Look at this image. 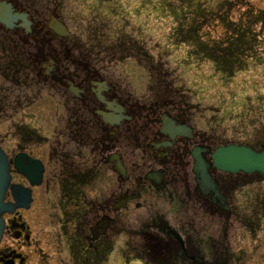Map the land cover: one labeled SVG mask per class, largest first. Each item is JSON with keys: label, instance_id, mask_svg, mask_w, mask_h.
<instances>
[{"label": "rangeland", "instance_id": "rangeland-1", "mask_svg": "<svg viewBox=\"0 0 264 264\" xmlns=\"http://www.w3.org/2000/svg\"><path fill=\"white\" fill-rule=\"evenodd\" d=\"M34 1L46 21L56 14L67 25L70 36L57 37L59 44L90 60L88 63L130 93L135 102L147 107L152 103L159 112L179 108L190 114L196 132L213 134V147L235 143L256 148L264 140V0ZM239 27L248 41L245 45L239 41L240 34L235 35L241 32ZM231 38H237L232 45ZM222 57L228 58L223 60L233 65L232 70L230 66L217 70L212 58L220 61ZM71 64L64 57V65L72 72L83 71ZM23 75V107L12 119L0 117V142L11 155L26 146V151L41 158L46 181L35 190V199L23 213L33 242L21 252L26 264H71L68 252L54 243L55 221L65 219L68 209L62 180L68 174L64 170L70 173V169L63 167L64 175H55L50 183L47 178L54 168L48 159L55 141L59 139L62 146L68 140L61 133L69 131L68 117L75 102L58 83H43L41 77L27 79L24 71ZM3 82L0 74V85ZM18 125L36 132L34 137L21 141L15 133ZM96 131L92 128V139L81 149V156L67 162L84 175L79 194L87 205V226L100 216L102 195L112 200L125 189L100 157ZM124 142L118 151L126 155L128 163L140 167L139 171H146L151 162L148 151ZM74 148L68 147L70 152L79 151ZM216 176L226 186L230 214L203 206L181 182L173 190L167 182L159 190L140 187L143 196L114 215L118 241L113 248H102L103 259L98 264H155L149 258L148 244L149 237L162 241L152 226L161 222L173 229L212 230L215 246L207 248L204 264H212L213 259L219 264H264V180L224 173ZM53 214L55 219H51Z\"/></svg>", "mask_w": 264, "mask_h": 264}, {"label": "flooded vegetation", "instance_id": "flooded-vegetation-1", "mask_svg": "<svg viewBox=\"0 0 264 264\" xmlns=\"http://www.w3.org/2000/svg\"><path fill=\"white\" fill-rule=\"evenodd\" d=\"M1 11H4L11 20L8 24L0 21V74L4 80L0 85V117L12 119V117L18 116V112L22 109L25 98L21 91L22 79L24 78L23 71L26 73L27 79L38 81L41 77L43 83L44 81L52 85L58 83L72 95L71 100L75 102V106L71 109L68 117L69 131L61 133V135L65 133L64 137H67L68 140L62 146L59 139L58 142L55 141L56 147H53V152L50 153L48 159L49 164L52 163L54 168L50 171L52 176L47 178L50 183L55 175L59 178L60 175H64V171L68 173L65 175L67 177L62 180L63 196L68 203V209L63 214L65 219L55 221L57 227L54 228V243L57 248H62L68 252L71 264H88L89 260L91 264H98L103 259L102 248H113L119 236V230L113 226L114 215L143 196L140 187L159 190L167 182L169 189L173 190L181 182L188 194L192 193L204 202L203 206L219 213L230 214L228 196L221 189L224 185L216 176L217 173L222 172L217 171L214 167L209 169L211 175L218 180L220 190L226 198L229 208L227 212L217 207L209 195L205 196L200 193L196 188L192 171L193 148L205 146L211 151L214 150L216 147H213L215 144L213 134L196 132L190 124L191 115L181 109L179 110V108H172L169 111L160 110L159 112L153 109L152 103H149V107H147L145 103L135 102L130 93H126L120 87L112 84L102 75L101 69H96L88 63L90 60H87L86 57L75 56L71 53L70 46L62 47L59 44L57 38L59 36L48 27L52 16L57 17V19L59 17L56 14H51L46 21L45 17L39 13L34 0H0ZM24 15L26 18L23 17ZM25 23L29 25L25 27ZM64 57L70 60L75 69L81 68L83 71L74 70L72 72L68 66L64 65ZM24 60L25 63H23ZM49 68H51L50 73L45 74ZM73 74H75L74 77ZM69 77L76 81L69 79ZM68 80L79 88L78 96L63 86V83ZM100 112L113 113L115 116L120 114L122 118L118 123L110 124L103 121ZM30 116L33 118L32 114ZM164 116L172 119L176 126L188 127L190 132L183 135L177 134L171 138L163 130ZM72 121L74 122L73 125H71ZM92 128L94 131L97 128L96 136L101 142L100 157L106 165L110 166L111 171L116 174L125 189L112 200L104 198L105 196L102 195L98 200L99 207L97 206L100 216L87 226V205L84 197L79 194L81 193L79 192L80 185L84 183V175H81L79 171H74V165L68 166L67 162L81 156V149L92 139ZM15 133L17 137L23 139L21 141H26L36 132L18 125ZM119 136H121L120 140ZM121 141L122 144H126L124 142L126 141L129 146H134L133 149L138 147L143 149L144 153L148 151L149 158H147L151 162L146 171H139L140 167L126 161V155L122 151H118ZM70 145H74V150L79 151L70 152L68 149ZM258 145L260 146L255 148L257 150L264 146V140ZM25 147H21L22 149L17 150L14 155H11L9 150H3L8 155L12 183L30 187L27 179L13 168V158L16 154L25 153L42 162L44 167L42 182L38 186L30 187L33 202L35 190L46 181V167L41 158L33 156L28 150L26 151ZM113 154L120 156L119 158L125 168L124 177L115 170ZM204 157L206 161H211L210 154H205ZM63 167H68L70 173L67 169L62 171ZM152 173H159L158 175L162 176L160 183L155 184L153 179L146 178L148 174L151 175ZM224 174L239 176L242 179L248 175H255L257 179L264 180L259 174ZM47 188L49 189V185ZM130 196L133 197L126 199ZM6 199L11 201L8 191ZM120 201H124V204L119 205ZM53 207L57 208L58 204L54 203ZM136 207L140 208V203L136 202ZM28 209H17L14 212L4 214L5 229L0 241V264H26V255L21 250L24 246H31L33 242L30 226L23 217L24 211ZM53 217L51 219H55ZM104 217L109 219L106 232L93 239L91 228ZM152 226L162 235V241L158 237H149L148 255L152 256L149 258L155 264H175L174 262L177 264H185V262L204 264L207 248L213 249L215 246L212 230L205 232V229H173L162 222L159 225L153 223ZM96 246H100V248ZM94 247L97 249L95 250ZM208 257L211 258V255L208 254ZM213 260L212 264H219L215 259ZM223 264H227V261Z\"/></svg>", "mask_w": 264, "mask_h": 264}, {"label": "water", "instance_id": "water-1", "mask_svg": "<svg viewBox=\"0 0 264 264\" xmlns=\"http://www.w3.org/2000/svg\"><path fill=\"white\" fill-rule=\"evenodd\" d=\"M23 17L26 18V15ZM10 20V17L6 16L4 11L0 12V21L8 24ZM28 25L25 23V27ZM48 27L54 34L61 38H66L70 35L68 27L55 16L51 17ZM50 70L51 68L47 69L45 74L50 73ZM63 86L74 95L78 96L79 88L74 86L72 81L68 80L64 82ZM100 114L103 117V121L110 124L118 123L122 118L120 114L117 116L113 113L106 114L100 112ZM163 130L165 133H168L171 138L177 134L183 135L190 132L188 127L184 125L176 126L175 122L166 116H164L163 119ZM205 154H210L211 161H206L204 157ZM119 157L118 154H113L112 156V158L115 159V170L124 177L125 168ZM192 157V171L196 182V188L202 195H209L212 202L226 212L229 211L226 198L220 190L218 180L209 172L211 167H214L217 171L222 173H257L264 178V146L260 150H255L245 144L230 143L218 146L212 151L205 146H196L192 150ZM9 164L8 155L0 145V241L5 228L4 214L14 212L17 209H28L30 207V203L32 202L30 187L41 184L44 170L40 160L31 158L25 153L16 154L13 158V168L29 182L30 187H25L21 184L12 183ZM158 174H148L146 178L153 179L154 183L158 184L162 177ZM7 191H9L11 201L5 200ZM132 197L133 196L126 197V199H131ZM120 204L123 205L124 201H120L119 205ZM108 220L107 217H104L91 228L93 239L105 234Z\"/></svg>", "mask_w": 264, "mask_h": 264}, {"label": "trees", "instance_id": "trees-1", "mask_svg": "<svg viewBox=\"0 0 264 264\" xmlns=\"http://www.w3.org/2000/svg\"><path fill=\"white\" fill-rule=\"evenodd\" d=\"M239 29L241 30V32L240 33H235V35L236 36H238V34H240V36H241V38L239 39V41L241 42V43H243L244 45L246 44V42H248V41H246L245 39H244V35H242V33L244 32V30H243V28H240L239 27ZM249 34L251 33V31H250V29H249V32H248ZM234 37V36H233ZM232 40H234V41H237V38L235 39V38H231L230 40H229V44H231V41ZM232 45V44H231ZM235 48H240V47H235ZM242 49V48H241ZM202 53L203 54H205L203 51H202ZM218 57H220L219 55H218ZM223 58L224 57H222L221 59H220V61L219 60H214V58H212V60L213 61H215L216 62V66H217V70H220V68L223 70V69H225V68H227V66H230L229 68L232 70L233 69V65L232 64H228V62L227 63H225L224 62V60H223ZM210 59H211V57H210ZM225 60H228V58L227 57H225L224 58ZM225 71V70H224ZM252 177H254L255 178V175H248V176H245V178H247V179H250V178H252ZM224 185V184H223ZM228 186V185H227ZM225 185L223 186V187H221V189H222V192L224 193V194H226V189H225ZM263 203H264V200H263ZM264 206V205H263ZM88 264H91V261L89 260V262H88Z\"/></svg>", "mask_w": 264, "mask_h": 264}]
</instances>
